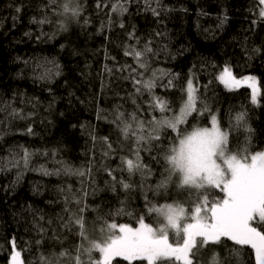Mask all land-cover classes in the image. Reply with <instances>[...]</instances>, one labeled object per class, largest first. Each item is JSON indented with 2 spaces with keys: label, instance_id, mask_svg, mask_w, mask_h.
I'll return each mask as SVG.
<instances>
[{
  "label": "trees",
  "instance_id": "obj_1",
  "mask_svg": "<svg viewBox=\"0 0 264 264\" xmlns=\"http://www.w3.org/2000/svg\"><path fill=\"white\" fill-rule=\"evenodd\" d=\"M66 1L0 0V264H10L12 241L24 264H77V258L97 264L101 254L89 240L101 228H136L143 221L155 230L164 222L153 209L168 204L184 207L189 216L196 190L181 186L178 173L169 178L164 156L183 135L211 128L213 115L228 133L229 154L250 158L264 150V19L258 0H130L123 15L112 11L117 0ZM65 5L78 8L79 16H72L73 7L65 12ZM145 45L153 52L147 67L139 68L124 53ZM225 66L237 79L257 78L256 104L247 87L229 91L219 82ZM133 77L154 79L156 86L151 92L134 86ZM189 80L197 89V112L177 129L159 128L160 139L149 140L157 121L179 116ZM153 97L165 102V111ZM125 123L132 125L127 138ZM133 131L145 140L137 143ZM25 150L31 154L27 167ZM137 153L147 166L143 175L129 174L123 163L135 162ZM65 166L85 175L65 174ZM120 181L131 187L123 189ZM202 191L210 192V200L223 196L218 189ZM254 226L264 231V225ZM168 238L180 239L176 229ZM196 259L255 264L253 249L226 238L201 248ZM112 264L129 262L115 257Z\"/></svg>",
  "mask_w": 264,
  "mask_h": 264
},
{
  "label": "snow or ice",
  "instance_id": "obj_2",
  "mask_svg": "<svg viewBox=\"0 0 264 264\" xmlns=\"http://www.w3.org/2000/svg\"><path fill=\"white\" fill-rule=\"evenodd\" d=\"M130 0H117L113 4L112 11L123 15L127 12L126 3ZM159 0H157V4ZM259 17L264 19V0H258ZM100 5L98 4L97 7ZM68 6H64V11L67 12ZM153 15H158L157 9H151ZM19 11V9H17ZM73 17L79 16L80 10L73 7L71 10ZM45 20L39 21L44 23ZM87 23V21H85ZM255 23V21H254ZM121 28L124 24L120 23ZM63 27V25H62ZM135 34L129 33V39H134ZM259 51V49H257ZM153 49L147 45L142 50H137L131 47L126 50L125 56H133L139 68L147 67L146 56L152 53ZM130 67V66H129ZM135 71V69H133ZM155 76V73H153ZM135 85H142L143 88L150 92L156 86L154 79L141 81L132 78ZM217 79L229 90H235L240 87H247L251 90V102H258L260 93L259 82L254 76H246L237 79L232 72V69L225 66L223 71L218 75ZM172 85V80L169 79L168 86ZM137 92L141 88H136ZM197 89L194 88L191 80L187 83V99L184 103L180 116L172 120H162L156 122V127L153 132L161 127L177 129L179 124L184 123L186 117L197 112ZM155 107H158L161 112L165 111V102L153 97ZM119 119V117H118ZM136 119L135 115L132 117ZM244 119V114L241 113L236 117L237 123ZM143 123L139 124V128L143 130ZM132 125L125 123L122 133L127 138ZM31 128L28 133L31 134ZM132 135L137 137V143L145 140V136L139 135L133 131ZM95 139V137H93ZM149 140H159L160 136L157 132L155 135H150ZM107 143V138H104ZM228 133L221 131L217 126L216 116H212L211 128H195L188 134L183 135L179 139V149L171 148L170 154H166L164 159L170 167L166 169L169 173V178L172 174L178 173L180 177V185L196 190L197 201L193 207L192 214L186 215L185 208L181 206L165 205L164 208H155L154 211L166 217L168 225L158 230H154L148 225L140 222L138 229H132L126 225L119 226V235H114L102 243L92 244V248L98 250L102 255V260L97 264H112L115 257H122L129 264L134 260H146L148 264H157V261L162 259L182 262V264H198L197 255L201 248L208 245H218L222 238L234 242L238 246H249L254 250L255 264H264V231L258 230L254 225H264V151L257 152L249 157H240L235 154H229ZM111 149V144H108ZM108 153H105L107 155ZM30 153L25 150L24 165L28 166ZM223 158L222 168L216 162V157ZM124 165L129 174L134 171H140L144 174L147 168L141 162L140 156L137 153L135 162L132 159H124ZM44 175H52L47 169H39ZM65 174L83 176L85 173L81 170H73L67 166L62 168ZM108 175L113 181L117 177L111 169H108ZM55 174H60L56 172ZM123 189L127 190L131 187L129 183L120 181ZM158 185V187L162 186ZM218 189L223 193L220 198L209 199L210 192L202 190ZM86 195V194H85ZM79 203V201H77ZM85 209L81 208L83 212ZM184 221L183 224L179 222ZM77 224L83 228L82 217H77ZM168 227L176 229V234L180 239L175 243H170L168 238ZM111 229H116L117 225L112 223ZM13 252L10 257V264H24L21 259V252L16 250L15 241H12ZM195 250V251H194ZM90 251V250H89ZM77 264H80L77 258Z\"/></svg>",
  "mask_w": 264,
  "mask_h": 264
},
{
  "label": "rangeland",
  "instance_id": "obj_3",
  "mask_svg": "<svg viewBox=\"0 0 264 264\" xmlns=\"http://www.w3.org/2000/svg\"><path fill=\"white\" fill-rule=\"evenodd\" d=\"M67 3H69V0H67L66 1V4ZM68 7H70V8H72L73 7V5H67ZM222 72V71H221ZM220 72V73H221ZM182 109V108H181ZM179 116H180V114H179ZM178 116V117H179ZM179 144H177L175 147L177 148V149H179ZM264 151V150H263ZM216 162H217V164L218 165H220L222 168H225L226 166H224L223 165V158H221V157H219V156H217L216 157ZM179 175V174H178ZM180 179V178H179ZM177 206V205H176ZM192 214V213H191ZM190 214V215H191ZM162 215V214H161ZM189 215V216H190ZM162 218H163V225H160L157 229H155V230H158V229H160V228H162V227H167V225H168V222H167V219H166V217H164L163 215H162ZM180 223V222H179ZM184 223V222H183ZM139 228V226L138 227H136V228H132V229H138ZM175 228H172V227H168V233H169V230H174ZM101 231H99L98 233H97V235L92 239V238H90V240H89V242H90V244H94V243H102V242H104L105 240H107V239H109V238H111L112 236H114V235H119L120 233H119V227H117L116 229H111L110 228V225L109 226H106V227H103V228H101L100 229ZM101 254V253H100ZM101 260H102V255H101ZM147 264H148V262H147Z\"/></svg>",
  "mask_w": 264,
  "mask_h": 264
}]
</instances>
